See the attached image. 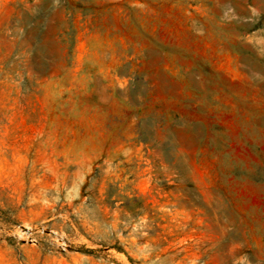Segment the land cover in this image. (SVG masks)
I'll return each mask as SVG.
<instances>
[{"label": "rangeland", "instance_id": "374dc122", "mask_svg": "<svg viewBox=\"0 0 264 264\" xmlns=\"http://www.w3.org/2000/svg\"><path fill=\"white\" fill-rule=\"evenodd\" d=\"M0 264H264V0H0Z\"/></svg>", "mask_w": 264, "mask_h": 264}]
</instances>
